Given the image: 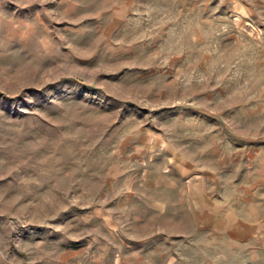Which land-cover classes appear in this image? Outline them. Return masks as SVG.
Instances as JSON below:
<instances>
[{
    "label": "rangeland",
    "instance_id": "obj_1",
    "mask_svg": "<svg viewBox=\"0 0 264 264\" xmlns=\"http://www.w3.org/2000/svg\"><path fill=\"white\" fill-rule=\"evenodd\" d=\"M0 264H264V0H0Z\"/></svg>",
    "mask_w": 264,
    "mask_h": 264
}]
</instances>
